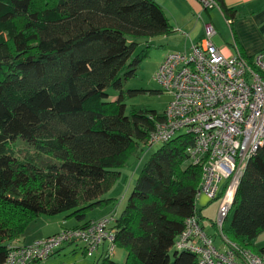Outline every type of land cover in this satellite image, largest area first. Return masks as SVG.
I'll return each mask as SVG.
<instances>
[{
	"label": "trees",
	"instance_id": "obj_1",
	"mask_svg": "<svg viewBox=\"0 0 264 264\" xmlns=\"http://www.w3.org/2000/svg\"><path fill=\"white\" fill-rule=\"evenodd\" d=\"M207 1L232 23L222 0ZM173 32L155 0H0V264L36 219L65 214L81 227L89 212L115 205L106 194L162 119L126 109L138 92L123 84L147 55L134 56L136 40ZM192 143L177 135L140 166L110 225L122 264H199L174 248L187 218L203 221L201 167L185 152ZM263 232L264 144L245 166L224 234L253 250ZM111 255L97 264H119Z\"/></svg>",
	"mask_w": 264,
	"mask_h": 264
},
{
	"label": "built area",
	"instance_id": "obj_2",
	"mask_svg": "<svg viewBox=\"0 0 264 264\" xmlns=\"http://www.w3.org/2000/svg\"><path fill=\"white\" fill-rule=\"evenodd\" d=\"M208 3H203L205 8L211 7ZM214 34L213 26L206 23L199 42L165 54L157 66L153 80L171 101L147 143L161 145L180 134L192 137V146L185 152L189 163L201 167L197 199L217 202L211 224L227 242L223 225L240 178L248 160L264 144V49L250 62L239 54L225 57L212 43ZM113 217V213L104 215L80 228L12 247L3 264L43 262L68 243L81 245L87 258L105 243V253L111 255ZM213 242L192 216L185 220L174 248L194 254L199 264H264V247L254 253L229 241L221 250Z\"/></svg>",
	"mask_w": 264,
	"mask_h": 264
},
{
	"label": "rangeland",
	"instance_id": "obj_3",
	"mask_svg": "<svg viewBox=\"0 0 264 264\" xmlns=\"http://www.w3.org/2000/svg\"><path fill=\"white\" fill-rule=\"evenodd\" d=\"M156 1L160 5L162 10L164 11L165 15L168 17L170 23L173 24V26L177 27V30L174 31L173 34L167 38L166 37H156L152 39L136 40L137 47L134 51V56L137 55V53H139L141 50H144L145 48H147V55L139 63L137 69L135 70L134 76H132L126 82H124L122 89L124 91L132 90V91L138 92V94H136L135 96H132L125 100L127 111L132 108L145 109L148 111H156L158 114L161 115L165 111L169 102L171 101V97L163 93L161 87L153 80L154 72L157 66L162 61L165 54L180 50V48H176V45L178 44V38L182 36L187 38L186 36L188 35L187 33L189 32V30L184 28L182 24L179 26L175 24V22L179 20L175 18L176 13H179V11L181 13H185L188 11L189 14L187 15L192 16L193 18H194V15L195 16L199 15L200 21L211 22L213 23V25H215L217 29H218L219 24H221L222 22L225 23L224 21L225 19L222 17V15L219 13V11L215 7L213 8L204 7V4L202 2L205 3L207 2V0H202V2L200 0H156ZM192 7L194 8L193 10L195 11V13L194 11H191ZM216 37L220 39L219 32L216 35ZM242 57L244 56L242 55ZM107 93L110 95L111 98L117 97L118 95V92L114 91L113 89H109ZM158 147L159 145L155 144V145H152L150 148L145 149L140 159L134 161V164L132 166L133 168L130 166V168H132L130 169V171L132 172V170L134 169V165H135V174H133L132 177L130 178V174L128 173V171L122 170L120 179L116 181V183L114 184V187L109 191V194L108 193L106 194L107 196L115 197V199L117 200L114 206V210L116 214H119L121 210L123 209L127 201V198L129 196V193L133 187V181L138 173L140 166L143 165L147 161L149 156ZM130 163H133V162L131 161ZM217 206H218L217 202L210 203V206L203 211L208 222L215 221ZM112 213H114V211L108 214H112ZM91 214L92 213L89 212L88 216H90ZM62 216L64 215L61 214L59 216L52 217V218L51 217H41L48 221L46 225H44L40 231H39V226L41 225V223L39 220L41 218L37 219L36 221H33L26 228L24 232V236H26L27 240L31 239L32 237L34 241L37 240L38 238L35 239L37 235L47 234L55 229L56 224L53 223V220L58 219V222L59 221L66 222L65 220L64 221L62 220ZM231 217H232V211L229 213V216L223 225L224 231L228 229L230 221H231ZM49 222H52V223H49ZM85 225L87 224H84L82 226H85ZM75 228H80V226L78 225V226L68 228V229H75ZM63 229H66V228H63ZM63 229H60L58 232L62 231ZM206 230L210 234L214 235L213 243L215 246H217V248H221V250L222 249L224 250L225 248H227V243L230 241L228 238H227L228 239L227 242H224L222 241L221 237L217 234V230L215 228L211 229L209 227H206ZM263 234L262 235L260 234L261 236L259 235L257 239V243L264 241ZM39 239H42V238H39ZM32 242H29L28 244ZM76 247L77 246L75 245L66 246L63 250L60 251L58 255H55L54 257H51L50 259L48 258L49 260L45 262V264H97L98 259L95 258L96 256L94 258H87L85 255L83 256L78 250H75L74 252L73 249H75ZM251 251L256 253V251L254 250H251ZM110 258L112 261L122 264L124 263V260H125V252L119 248H115Z\"/></svg>",
	"mask_w": 264,
	"mask_h": 264
},
{
	"label": "crops",
	"instance_id": "obj_4",
	"mask_svg": "<svg viewBox=\"0 0 264 264\" xmlns=\"http://www.w3.org/2000/svg\"><path fill=\"white\" fill-rule=\"evenodd\" d=\"M200 1L202 2V0ZM222 1L226 8L232 10L233 19H232V23H229L230 20L225 19L222 16L225 19L224 20L225 23L222 22L221 24H219L218 29L211 22L200 21L199 15H196V16L194 15V18H193L192 16L187 15L189 14L188 11L185 13H181L180 11L179 13H176L175 18L179 20L176 21L175 24L177 26L182 24L184 28L189 30V32L187 33L188 35L186 36L187 38L183 37L182 35H181L182 37L178 38V44L176 45V48H180L179 51L183 49H187L191 44L197 43L201 40V38L203 37L204 25L206 23L211 24L213 28L215 29V34L212 37V43L225 57H232L236 54H239L240 56L243 55L245 57L250 58L255 53L264 49V0H222ZM193 9L194 8L192 7L191 11H194ZM171 25L173 28L175 27L173 26V24ZM175 28H174V31L177 30V27ZM218 32L220 35V39L216 37ZM170 35L165 36V37L167 38ZM133 164L134 162L123 169L125 171H128V173L130 174V178L132 177L133 174H135V165H134V169L132 170V172L130 171V169L133 168L132 167ZM130 166L132 168H130ZM107 197L115 198L112 196H107ZM114 206L115 205L109 206L105 209H95L91 211L92 214L90 216H88L87 214L86 221H90L91 219H95L102 215H106L112 211H115ZM196 206L197 208L200 209V213L203 219V221L201 222V225H203L204 231L207 232L206 227H209L211 229L214 228L213 225L211 224L213 223V221L208 222L203 212L205 209H207L210 206V203L204 197H200L196 201ZM62 215H64L62 216V220L63 221L65 220L66 222H62V221L58 222V219L53 220V223L56 224L55 229L47 234H39L37 235V237H35V239L48 237L50 235L57 233L60 229H63V228H72L78 225L80 226L81 223H77L76 221L72 219L66 220L65 214H62ZM39 221L41 223V225L39 226V231H40L43 228V226L46 225L48 220L41 218ZM49 223H52V222H49ZM210 235L214 236L213 234H210ZM257 239L254 241V248H253L254 251H258L264 247V241L257 243ZM213 240H214V237H213ZM32 241H34L33 237L27 240L26 236L22 235V238L19 239L17 243L21 245V244H28L29 242H32ZM71 245L77 246L75 249H73L74 252L75 250H78L83 255L81 245H79L78 243H68V244L62 245L61 248L57 249L54 255L51 257L58 255L60 251L63 250L66 246H71ZM104 251H105V245L101 246L98 249V251L94 254V256L91 258H94L96 256L95 258L99 259L100 257L104 256ZM51 257H49V259ZM49 259H46L45 261L41 263H36V264H45V262H47Z\"/></svg>",
	"mask_w": 264,
	"mask_h": 264
}]
</instances>
